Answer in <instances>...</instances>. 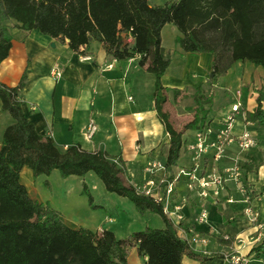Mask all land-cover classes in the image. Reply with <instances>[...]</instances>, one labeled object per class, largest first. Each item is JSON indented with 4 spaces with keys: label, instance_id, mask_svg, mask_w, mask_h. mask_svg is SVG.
I'll list each match as a JSON object with an SVG mask.
<instances>
[{
    "label": "trees",
    "instance_id": "16d2710c",
    "mask_svg": "<svg viewBox=\"0 0 264 264\" xmlns=\"http://www.w3.org/2000/svg\"><path fill=\"white\" fill-rule=\"evenodd\" d=\"M171 23L180 34L176 43L186 52H206L212 60L202 83L192 93L193 118L178 129L164 108L171 91L173 98L182 90L166 86L162 75L171 56L162 45L163 25ZM28 32L38 29L61 42L76 54L87 53L91 38L101 41L106 53L118 60L140 54L139 63L155 76L152 93L158 117L169 134L163 158L166 173L184 151L185 130L204 125L215 96L207 93L236 61L264 66V0H0V62L12 45L11 27ZM130 35L133 42L125 37ZM83 49H81V47ZM26 72L10 86L0 82L2 110L13 121L2 133L0 148V264H131L130 248L136 247L140 264H183L185 255L200 262L219 255H201L182 240L169 221L162 204L149 195L136 191L125 178L126 160L112 157L105 150H89L81 144L59 148L54 141L36 130L25 115L20 91ZM264 87L257 90L256 106L245 109V118L264 129ZM260 161L244 160L243 176L257 172L264 165V140ZM29 166L36 177L58 170L63 177L85 176L93 171L107 191L129 198L136 209L158 213L163 227L147 225L125 237H117L110 229L92 230L71 227L60 212L47 202L34 199L20 180L23 166ZM264 191V184L262 186ZM83 191L94 202L88 186ZM225 246H233L236 237H217ZM264 258V239L253 246L248 255Z\"/></svg>",
    "mask_w": 264,
    "mask_h": 264
},
{
    "label": "crops",
    "instance_id": "0c3cea01",
    "mask_svg": "<svg viewBox=\"0 0 264 264\" xmlns=\"http://www.w3.org/2000/svg\"><path fill=\"white\" fill-rule=\"evenodd\" d=\"M153 1L159 3L158 0ZM169 24L163 25L161 33L162 45L170 53L171 62L161 79L166 86L183 89L181 95L186 94V91L192 94L195 85L205 81L212 56L206 52H186L176 41L173 46L166 47L164 31ZM10 31L13 35L12 45L7 57L0 62V82L16 85L22 73L26 72V81L19 97L25 115L36 130L61 149L71 144H81L89 150H105L112 157L120 155L126 160L125 178L137 183L143 182L146 176L144 167L152 159L163 160L169 142V134L154 106V74L145 65H141L139 59L118 60L107 54L103 43L97 39L91 38L87 53L76 54L65 42L38 29L24 32L13 26ZM170 31L174 38L180 34L175 25H171ZM82 54L92 58L83 60L80 58ZM55 71H60L61 75L56 77L53 73ZM260 87H264V66L253 65L248 61L234 62L214 84V89L231 90L227 104L220 114L209 115L207 118L218 119L229 107L237 88H241L245 109L253 110ZM10 116L2 110L0 100V145L4 128L13 121ZM91 117L95 119L98 130L92 139H88L84 128ZM237 122L238 133L243 123L241 120ZM250 128L258 138V145L242 153V157L257 162L262 159L264 129L256 124ZM191 132L184 137L191 135ZM238 149L235 143L229 145L221 165L229 164L231 157L239 153ZM178 162L182 161L179 159ZM242 177L250 189L248 201L237 191L235 183L228 182L222 199L208 206V221L195 227L198 232L206 233L210 238L208 245H199L200 249L207 248L219 253L238 249L248 255L250 249L264 239V165H260L257 172H248ZM37 178L29 166L22 167L20 180L26 185L29 195L41 201L49 200L39 192L35 184ZM96 182L94 179L93 186H96ZM198 203L196 197L186 203L184 209L189 221ZM247 206L258 212L260 225L250 221L245 212ZM108 217L106 215V220H109ZM62 219L71 227H82L63 215ZM220 233L234 234L236 240L233 246L221 244L217 239ZM132 248L136 253L131 259L129 252V263H142L143 258L138 255L136 247ZM248 256L251 264H264V258L254 254ZM182 261L183 264H230L227 258L219 255L203 262L185 255Z\"/></svg>",
    "mask_w": 264,
    "mask_h": 264
},
{
    "label": "built area",
    "instance_id": "2783aa9c",
    "mask_svg": "<svg viewBox=\"0 0 264 264\" xmlns=\"http://www.w3.org/2000/svg\"><path fill=\"white\" fill-rule=\"evenodd\" d=\"M125 40L133 42L130 35L126 36ZM140 57V54H135L127 60L134 61ZM80 58L87 60L92 57L82 54ZM53 73L56 77L61 75L60 71ZM228 106L218 119L207 118L202 127L192 130L191 135L184 137V151L188 160L178 162L171 174L166 173L164 161L155 158L144 167L146 176L143 182L137 183L128 179V183L136 188L138 194L149 195L162 204L164 213L182 240L187 241L195 251L208 255L219 252L199 248V245H208L210 238L206 233L198 232L195 227L197 224L208 221V206L222 199L227 183L230 181L236 184L237 191L243 195L245 201H248L250 189L242 177V162L245 160L242 153L258 145V138L250 128L255 123L245 118L241 88L234 91V98ZM239 120L243 123V128L237 133V121ZM97 130L98 125L91 117L85 125L84 133L88 139H92ZM233 143L239 147V153L231 157L229 164L221 165V160L227 155L229 145ZM195 197L199 199V203L195 214L189 221L184 208L188 200ZM228 200L232 201V199ZM245 212L250 221L260 225L257 211L247 206ZM107 219L112 220L111 217ZM100 231H102L101 228ZM218 236L227 239L229 234L220 233ZM221 254L228 259L230 264H251L250 257L238 249Z\"/></svg>",
    "mask_w": 264,
    "mask_h": 264
},
{
    "label": "rangeland",
    "instance_id": "374dc122",
    "mask_svg": "<svg viewBox=\"0 0 264 264\" xmlns=\"http://www.w3.org/2000/svg\"><path fill=\"white\" fill-rule=\"evenodd\" d=\"M158 1L160 3L164 0ZM169 25L164 31L166 47L173 46L175 43L174 35L170 31L173 24ZM205 89L207 93H213L215 96L208 116L220 114L227 104L231 90L214 89V86L210 88L207 85H205ZM191 95L186 91V94L174 99L171 91L168 93L164 108L170 113V118L178 129L183 128L184 124L193 118L191 108L194 101ZM191 131L190 129L185 130L184 135ZM187 160V154L183 151L180 161L187 162ZM36 178L35 184L38 186L39 192L44 198L49 199L44 202L57 209L61 217L63 215L69 221L80 224L82 227L85 226L92 230L110 229L115 232L117 237L122 238L133 231L144 229L147 225L164 226L163 219L158 213L146 212L142 214L129 198L107 191L103 182L93 171H90L86 176L67 175V177H63L56 169L48 175L41 174ZM94 179L97 181L96 186H93ZM84 183L93 196L92 204L89 202L87 193L83 191ZM106 215L110 216L112 220H106ZM135 253V249L131 248L129 257L132 259Z\"/></svg>",
    "mask_w": 264,
    "mask_h": 264
}]
</instances>
